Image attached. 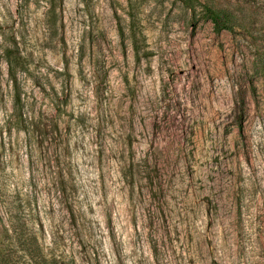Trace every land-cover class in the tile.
Masks as SVG:
<instances>
[{
    "label": "clouds",
    "instance_id": "9594fccd",
    "mask_svg": "<svg viewBox=\"0 0 264 264\" xmlns=\"http://www.w3.org/2000/svg\"><path fill=\"white\" fill-rule=\"evenodd\" d=\"M0 264H264V0H0Z\"/></svg>",
    "mask_w": 264,
    "mask_h": 264
}]
</instances>
